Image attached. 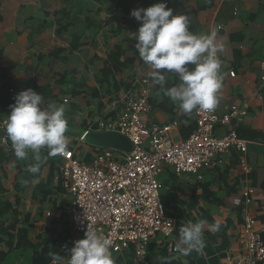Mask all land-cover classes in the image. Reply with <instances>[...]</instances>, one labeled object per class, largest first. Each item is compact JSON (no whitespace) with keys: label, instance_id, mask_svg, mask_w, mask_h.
<instances>
[{"label":"crops","instance_id":"obj_1","mask_svg":"<svg viewBox=\"0 0 264 264\" xmlns=\"http://www.w3.org/2000/svg\"><path fill=\"white\" fill-rule=\"evenodd\" d=\"M164 1L173 15L188 16L193 34L215 33V43L223 45L217 54L223 81L216 110L230 104L247 106L243 122L214 131L221 137L234 129L240 138L250 141L245 154L232 150L216 168L202 173L201 182L194 177H176L169 171L159 176H166L162 185L169 191V207L165 208L176 226L177 245L180 227L189 222L203 219L209 225H220L218 231H203L205 246L200 252L169 255L170 264H224L226 254L238 250L243 211L248 209L259 224H264V92L258 90L257 80L264 61V0H0V119L6 120L16 95L30 88L43 96V107L52 103L65 107L68 146L81 145L79 138L86 131L79 133L78 129L86 130L105 112L114 94L109 86L112 80L119 83L124 75H134L145 67L135 48L141 22L131 16V11ZM114 53H119L123 66L112 79L102 71ZM231 71L234 77L229 76ZM167 81L166 87L179 83L172 74ZM150 97L148 118L159 124L177 120V139L188 136L195 111L185 115L152 82ZM64 98L69 102L64 104ZM45 152H41V171L33 177L28 174L35 163L32 154L17 160L11 142L1 144L0 132V203L10 204L18 213L23 206L34 220L39 219L36 212L48 210L23 198L40 201L36 192L50 170ZM245 164L251 168L249 175L243 173ZM54 174L56 181L58 170ZM207 184L213 194L210 198H204L202 189ZM245 187L254 189L247 207L241 197ZM4 244L0 243V252H4ZM163 247L161 236H156L150 243L148 264L152 253L157 259L167 257ZM131 255L124 252L113 257L117 264H129Z\"/></svg>","mask_w":264,"mask_h":264},{"label":"built area","instance_id":"obj_2","mask_svg":"<svg viewBox=\"0 0 264 264\" xmlns=\"http://www.w3.org/2000/svg\"><path fill=\"white\" fill-rule=\"evenodd\" d=\"M163 3L168 6V2ZM229 76L234 77V72H229ZM257 80L258 90L264 92V61ZM120 82L105 112L90 123L88 131L121 134L130 140L133 150L126 155L94 147L81 158V145H73L58 155L61 164L57 179L67 196L60 213L66 215L74 242L83 239L89 227L111 239L112 256L130 252L134 264H146L149 245L156 236H161L168 255L179 253L174 221L159 198V176L169 171L176 177H194L201 182L202 173L216 168L232 150L245 154L250 141L240 138L234 129L221 137L214 131L243 122L247 106L230 104L222 111H195L192 131L187 137L174 140L173 134L179 128L177 120L159 124L148 118L152 111L149 67L145 65L134 75H124ZM62 102L69 100L64 98ZM3 121L0 119L1 144L7 146ZM79 142L87 145L82 137ZM242 169L245 175L251 173L248 164ZM253 195L252 187L242 191L246 207ZM44 216L49 218L51 211ZM238 244L237 252L226 254L224 264H264V224H259L248 209L242 213Z\"/></svg>","mask_w":264,"mask_h":264},{"label":"clouds","instance_id":"obj_3","mask_svg":"<svg viewBox=\"0 0 264 264\" xmlns=\"http://www.w3.org/2000/svg\"><path fill=\"white\" fill-rule=\"evenodd\" d=\"M130 14L141 22L135 35V48L139 59L150 69L152 84L159 86L185 115L193 111L212 112L218 104L217 94L223 81L217 55L223 51V45L215 43V33L193 34L188 16L173 15V10L163 2L134 9ZM169 74L179 83L166 87ZM9 107L10 114L3 121L4 138L11 142L17 160H25L32 154L35 163L29 172L40 170L42 150H47L48 157L62 155L67 150L68 125L63 105L52 103L45 108L43 96L29 88L20 91ZM206 228L218 231L220 225H209L200 219L180 227L177 250L181 255L188 256L204 248L202 233ZM111 247L110 238L88 227L85 237L76 240L67 252V258L53 252L48 255L51 264H114Z\"/></svg>","mask_w":264,"mask_h":264},{"label":"rangeland","instance_id":"obj_4","mask_svg":"<svg viewBox=\"0 0 264 264\" xmlns=\"http://www.w3.org/2000/svg\"><path fill=\"white\" fill-rule=\"evenodd\" d=\"M79 133H84L85 128L78 129ZM80 139V138H79ZM173 139L177 140L176 134H173ZM93 146L91 145H83L81 144L80 147V157L82 158L85 154H89L93 150ZM46 154V152H45ZM46 156V155H44ZM59 161L56 163V168L59 167ZM41 171V170H39ZM38 171V172H39ZM29 172V171H28ZM29 172L31 176H36L38 174ZM56 172V171H55ZM166 179V176L159 177L158 181L161 184V187L159 188V198L161 203L168 208V201H169V191L166 188V186L162 185V180ZM55 190V188H54ZM56 195V194H55ZM57 196V197H56ZM53 196V198L48 201H32L30 197H24L23 200L27 198L29 200L30 204L33 205H41L42 209L51 211V216L49 218L45 217L44 214H39L36 212L37 219L34 220V217L29 218L27 222L24 221V217L26 216V210L22 206L20 211L18 213L15 209L7 210L5 215L3 216V219H1L0 223H3L6 229H8L9 234L10 233H16V230L21 226H26L28 228V240L32 242L35 245H39L40 249L42 250L44 247H50L53 244H56L60 248V252L64 254L65 256L68 255L67 252L73 247L74 241L72 238V233L70 229V224L68 223V220L66 219V215L64 218L60 219V206L67 200V196L65 195H56ZM70 196L68 197V199ZM60 204V206H58ZM17 212V217L15 218L14 213ZM20 216V217H19ZM32 216V215H31ZM20 219H19V218ZM15 218V223L13 222ZM36 218V217H35ZM59 222V225L56 226V233L50 231L51 226H53L52 222ZM40 222V223H39ZM36 223V224H34ZM11 226H14L13 228ZM5 240H7L6 236L4 235ZM4 242L6 243V241ZM8 250V247L6 244H4V252H8L7 256L4 258L1 264H25L26 258H28L31 255L32 250H27L26 248H22L20 250ZM133 255H131V258L129 261V264H132ZM157 260V255L153 254L149 255V263L152 264L154 261Z\"/></svg>","mask_w":264,"mask_h":264},{"label":"trees","instance_id":"obj_5","mask_svg":"<svg viewBox=\"0 0 264 264\" xmlns=\"http://www.w3.org/2000/svg\"><path fill=\"white\" fill-rule=\"evenodd\" d=\"M119 53H114L111 54L110 56V63H107L106 66L104 67V70L102 71V73L104 74L105 77L111 76L113 79V76L115 73H119L121 72V67L123 66V64H120L119 61ZM114 65V67L112 65ZM112 87V90L115 92H117L119 90V87L121 86V82L117 83L115 81L112 80V83L109 85ZM85 131H88V128H86ZM238 136L240 137V134L237 132ZM187 137V136H185ZM253 138V137H251ZM70 146L67 147V149H69ZM48 158L49 161V174L47 176L46 182L45 184H41L40 187L38 188V191L36 192L37 197L40 198L41 201H50L53 196L56 195H63L64 194V190L61 186V182L60 179L58 178L56 181L54 180L55 178V174L54 172L57 171L58 169L56 168V163L59 161V165L61 164V158L57 155L54 157H48V154L46 152L45 154ZM87 159V157H86ZM55 188V190H54ZM203 189V193H204V198H210L213 196L212 193L209 192V185H203L202 186ZM56 194V195H55ZM57 197V196H56ZM61 207V206H60ZM62 208V207H61ZM12 209L11 205L6 203V202H1L0 203V219H3V216L5 215L7 210ZM14 213V217H17V212H13ZM181 214V213H180ZM169 215V214H168ZM170 216V215H169ZM181 218L182 214L179 215ZM65 217V213L61 212L60 214V219ZM15 218H14V223H15ZM30 216L26 215L24 217V221L27 222L29 220ZM53 226H51L50 231L53 232L54 234L56 233V226L59 225V222H52ZM12 228L14 226H11ZM176 226H174L175 228ZM28 228L26 226H21L16 230V233H10L8 229L5 228V226L3 225V223H0V243H5L4 240V235L6 236L7 240L6 241V245L8 247V250L12 251L14 249L16 250H20L22 248H26L27 250H32L31 255L26 258L25 260V264H50L51 262V258L48 255L49 252H53V253H57L62 255V252H60V248L56 245L53 244L50 247H44L42 250H38L40 249L39 245H35L32 242H30L28 240ZM150 247V245H149ZM163 252H165L167 257H164L165 259L158 258L155 262H153L152 264H170L169 258L170 256L167 254L166 251V247L162 248ZM9 251V252H10ZM149 251V248H148ZM8 252H0V264L2 263V261L4 260V258L7 256ZM63 256V255H62ZM148 259L146 260V264ZM150 264V263H149Z\"/></svg>","mask_w":264,"mask_h":264},{"label":"water","instance_id":"obj_6","mask_svg":"<svg viewBox=\"0 0 264 264\" xmlns=\"http://www.w3.org/2000/svg\"><path fill=\"white\" fill-rule=\"evenodd\" d=\"M83 141L97 148H109L129 155L133 150L130 140L118 133L86 131L82 136Z\"/></svg>","mask_w":264,"mask_h":264}]
</instances>
